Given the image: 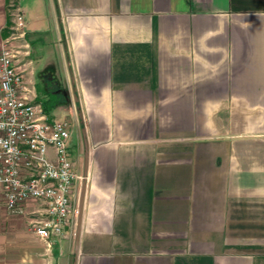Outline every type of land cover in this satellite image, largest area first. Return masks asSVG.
<instances>
[{
  "label": "crops",
  "instance_id": "crops-1",
  "mask_svg": "<svg viewBox=\"0 0 264 264\" xmlns=\"http://www.w3.org/2000/svg\"><path fill=\"white\" fill-rule=\"evenodd\" d=\"M20 69L50 74L83 180L57 242L11 215L0 264H264V0H21ZM0 0V49L7 37ZM40 95V96H39Z\"/></svg>",
  "mask_w": 264,
  "mask_h": 264
},
{
  "label": "built area",
  "instance_id": "built-area-1",
  "mask_svg": "<svg viewBox=\"0 0 264 264\" xmlns=\"http://www.w3.org/2000/svg\"><path fill=\"white\" fill-rule=\"evenodd\" d=\"M7 8L10 33L0 49V189L11 215H24L29 201L42 205L33 233L57 242L75 228L83 176L70 147L71 125L49 119L31 99L17 45L23 39L24 20L13 0ZM17 30L22 32L15 35Z\"/></svg>",
  "mask_w": 264,
  "mask_h": 264
},
{
  "label": "trees",
  "instance_id": "trees-1",
  "mask_svg": "<svg viewBox=\"0 0 264 264\" xmlns=\"http://www.w3.org/2000/svg\"><path fill=\"white\" fill-rule=\"evenodd\" d=\"M43 81L46 83V89L44 88L43 95H45L46 99L40 100L43 112L49 116L55 108V106L62 101V94L60 90L59 84L56 82L55 78L50 74L42 75ZM40 96V95H39Z\"/></svg>",
  "mask_w": 264,
  "mask_h": 264
},
{
  "label": "rangeland",
  "instance_id": "rangeland-1",
  "mask_svg": "<svg viewBox=\"0 0 264 264\" xmlns=\"http://www.w3.org/2000/svg\"><path fill=\"white\" fill-rule=\"evenodd\" d=\"M14 1V5L17 7V8H19L20 9V1L21 0H13ZM10 2V1H9ZM7 3H8V0H7ZM20 13H21V15H22V17H23V14H22V11L20 10ZM7 17H8V19H7V26L8 25H10V11H9V8H7ZM23 20H24V17H23ZM24 25H25V20H24ZM25 29V28H24ZM24 31V30H23ZM14 33H15V35H17L18 33H21L22 31H20V30H17V31H13ZM9 33H10V31H8L7 29H5V35L6 36H9ZM20 40H22V39H20ZM20 45V43H17V45ZM21 46V45H20ZM22 49V48H21Z\"/></svg>",
  "mask_w": 264,
  "mask_h": 264
},
{
  "label": "water",
  "instance_id": "water-1",
  "mask_svg": "<svg viewBox=\"0 0 264 264\" xmlns=\"http://www.w3.org/2000/svg\"><path fill=\"white\" fill-rule=\"evenodd\" d=\"M80 209L78 210V223H77V225H78V229H77V232H76V241H78V238H79V226H80Z\"/></svg>",
  "mask_w": 264,
  "mask_h": 264
}]
</instances>
